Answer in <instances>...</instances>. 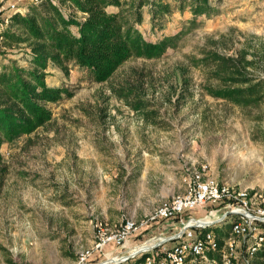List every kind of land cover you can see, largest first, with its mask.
<instances>
[{
    "label": "rangeland",
    "instance_id": "rangeland-1",
    "mask_svg": "<svg viewBox=\"0 0 264 264\" xmlns=\"http://www.w3.org/2000/svg\"><path fill=\"white\" fill-rule=\"evenodd\" d=\"M213 6L209 16L194 20L189 9L176 10L164 17L163 27H154L143 7L138 28L145 38L177 34L173 45L160 58L128 59L113 80L142 79L158 111L155 124L84 69L72 65L66 75L48 66V85H64L73 96L48 103L52 121L47 127L0 148L7 166L0 195V264H77V250L93 242L98 221L114 227L125 219L147 220L132 234L144 247L173 239L177 232L172 230L148 232L167 221L150 216L173 186L178 192V178L190 165L207 163L219 181L264 194V103L241 108L203 94L205 73L194 62L204 50L233 53L247 42L252 51L264 48V0H214ZM62 9L74 18L85 16L72 7ZM4 51L0 65L13 60L28 66V48ZM176 91L186 97L177 99ZM224 204H205L202 215L214 208L224 211ZM229 230L226 224L219 231ZM244 249L240 238L238 253ZM260 253L253 264L264 261ZM116 254L98 252L89 262L99 264ZM186 264L210 262L201 257Z\"/></svg>",
    "mask_w": 264,
    "mask_h": 264
},
{
    "label": "trees",
    "instance_id": "trees-1",
    "mask_svg": "<svg viewBox=\"0 0 264 264\" xmlns=\"http://www.w3.org/2000/svg\"><path fill=\"white\" fill-rule=\"evenodd\" d=\"M61 2L69 3L85 16L74 18L66 15L51 0H40L37 4H28L26 12L13 14L8 28L2 34L0 53L13 47L28 48L29 64L26 67L20 66L11 60L0 65V148L4 142H13L23 135L30 136L38 129L47 127L52 121L48 103L73 96L72 91L64 85H48L46 69L50 64L57 66L66 75L72 65L84 69L93 81L106 83L110 95L123 100L144 121L157 123L155 116L158 111L149 99L142 79L136 83L113 80L115 72L128 59L160 58L173 45V38L177 34L163 36L157 41L145 38L138 28L144 19L143 7L148 9L154 27H163L164 17L176 10L183 12L189 9L193 15L192 20L201 15L209 16L214 11V0ZM250 43L247 42L233 53L220 52L216 48L204 50L202 57L195 59V64L202 66L205 73V81L200 84L203 94L241 108L264 103V48L252 51ZM183 82L188 84L189 80L185 78ZM184 90L188 91L187 97L193 96L187 86ZM174 94L179 93L176 91ZM178 97L186 96L181 93ZM167 100L171 102V97ZM6 173L7 166L0 152V195ZM174 219L177 221L178 218ZM207 230H212L211 226L204 229ZM178 241L175 238L168 239L163 246L169 247ZM223 243L224 240L219 237V247L205 253L209 260L218 264L222 262ZM260 252L262 256L264 243ZM161 255L160 246L152 252L137 253L116 264H146L148 256L157 260ZM261 263L264 264V261Z\"/></svg>",
    "mask_w": 264,
    "mask_h": 264
},
{
    "label": "built area",
    "instance_id": "built-area-1",
    "mask_svg": "<svg viewBox=\"0 0 264 264\" xmlns=\"http://www.w3.org/2000/svg\"><path fill=\"white\" fill-rule=\"evenodd\" d=\"M25 1L0 0V42L12 15L16 12H26L28 5H24L25 3L40 2V0ZM51 1L63 12L64 6L72 7L69 3H62L61 0ZM181 186L183 190L180 193L159 202L150 219L179 218L187 210L219 201L225 202V212L221 217L206 220L208 222L205 223L202 222L205 219L201 218H188L181 221L180 231L173 235V238L179 239L178 243L170 247L163 244L157 246H161L162 257L155 260L154 257L148 256L146 264H184L189 258L195 261L201 257L210 264L216 263L209 260L205 253L219 247V237L215 231H204V229L224 220L230 221V230L223 237V258L220 264H253L256 253L261 250L264 243V194L250 191L248 188H235L226 182L219 181L211 174L207 163L188 166L183 172ZM146 222L147 220L136 222L133 219H125L120 225L110 227L98 221L95 224L92 245L82 247L76 253L77 264H90L89 260L93 253L103 251L108 244H114L118 248L125 246L126 240ZM208 223L211 225L207 226ZM194 229H198L197 233ZM240 238L243 239L245 248L242 253H238L237 250V240ZM152 245L154 244H151L148 249L150 252L157 248L151 247ZM135 252L131 251L132 254ZM131 253L118 256L119 261L113 263L126 261ZM14 264L26 263L18 260Z\"/></svg>",
    "mask_w": 264,
    "mask_h": 264
},
{
    "label": "crops",
    "instance_id": "crops-1",
    "mask_svg": "<svg viewBox=\"0 0 264 264\" xmlns=\"http://www.w3.org/2000/svg\"><path fill=\"white\" fill-rule=\"evenodd\" d=\"M113 9V8H112ZM211 174H212V172H211ZM181 178L182 177H179L178 178V181H177V186H176V189L178 190V192H175V190H174V186H173V191L172 192H169V194L167 195V197L166 198H168V197H170V196H172L173 194H176V193H180L183 189H182V186H181ZM165 199V198H164ZM161 201H163V200H161ZM160 201V202H161ZM159 203H157L156 204V206L158 205ZM155 206V207H156ZM205 206L206 205H204V206H198L196 209H193V210H187V211H185L184 213H183V215L182 216H184V217H179L178 219H177V224L176 223H171V221H170V219H167L166 218V220L168 221H164V219H157V220H160L161 222H165V223H162L161 225H159V226H156V227H154L152 230H150V231H148V232H151V231H158V233H165V232H170L171 230L172 231H174V232H179L180 231V229H181V226H182V223H181V221H183V220H186V219H188V218H194V219H197V218H201V219H205V220H213L214 218H217V217H221L223 214H224V212H225V210L224 211H218L217 209H213V210H210L208 213H206L205 215H202V211L203 210H205ZM155 209V208H154ZM188 215V216H187ZM172 219H174V218H172ZM163 220V221H162ZM226 224H230V221L229 220H224V221H220V222H217V223H215L214 225H212L211 226V228H212V231H215L216 232V234L218 235V237H220V238H222L223 239V237H225L226 235H227V231L225 232V231H219L220 230V228H222L223 227V225H226ZM222 225V226H221ZM177 226V227H176ZM220 227V228H219ZM224 230V229H223ZM194 231L197 233V231H198V229H194ZM176 233H174L173 235H175ZM138 241V239H132V235L126 240V243H125V246H123V247H120V248H118V247H115L114 246V244H108L104 249H103V251H106V250H109L110 249V251L112 252V251H115V250H117V254L116 255H118V256H120V255H128V254H130L131 253V251H133L135 248H137V247H140L141 246V242H137ZM168 244H170V243H168ZM92 245V242H90V245L89 246H91ZM88 246V247H89ZM168 246V245H167ZM170 246H172V245H170ZM169 246V247H170ZM142 247H144V246H142ZM148 247V246H147ZM146 246H145V249L147 248ZM78 251V250H77ZM103 251H98V252H103ZM98 252H94L93 253V255L95 254V253H98ZM108 253H105V254H103L105 257H106V255H107ZM92 255V256H93ZM116 255H115V257H111V258H107L108 259V261H111V262H114L115 260H117L119 257H116ZM91 256V257H92ZM91 257H90V259H91ZM75 259H77L76 258V256H75ZM90 261V260H89ZM104 264L105 262H100L99 264ZM91 264V263H90Z\"/></svg>",
    "mask_w": 264,
    "mask_h": 264
},
{
    "label": "water",
    "instance_id": "water-1",
    "mask_svg": "<svg viewBox=\"0 0 264 264\" xmlns=\"http://www.w3.org/2000/svg\"><path fill=\"white\" fill-rule=\"evenodd\" d=\"M209 225H211V223H208L207 224V226H209ZM168 239H170V237H166V238H164L161 242H159L158 244H154V245H152L151 247H157V246H159V245H162V244H164V242L165 241H167ZM150 247H148V248H146V249H139V250H137L135 253H131V255H129L128 257L129 258H132V256H134V255H136L137 253H140V252H148V249H149ZM115 261H119V259H117V260H115ZM105 263L104 264H109V263H113V262H111V261H108V259L107 260H105L104 261ZM103 264V263H102Z\"/></svg>",
    "mask_w": 264,
    "mask_h": 264
},
{
    "label": "bare ground",
    "instance_id": "bare-ground-1",
    "mask_svg": "<svg viewBox=\"0 0 264 264\" xmlns=\"http://www.w3.org/2000/svg\"><path fill=\"white\" fill-rule=\"evenodd\" d=\"M203 223H205V222H208V221H202ZM139 249H145V247H142V246H140V247H137V248H135L133 251H137V250H139ZM115 262V261H114Z\"/></svg>",
    "mask_w": 264,
    "mask_h": 264
}]
</instances>
